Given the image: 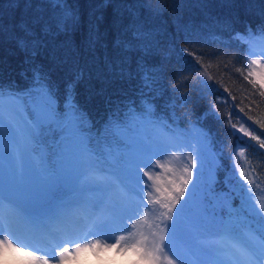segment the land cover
<instances>
[{
	"label": "snow or ice",
	"instance_id": "6c2138e0",
	"mask_svg": "<svg viewBox=\"0 0 264 264\" xmlns=\"http://www.w3.org/2000/svg\"><path fill=\"white\" fill-rule=\"evenodd\" d=\"M109 2L104 0L102 6ZM49 3L53 9H60L53 17L54 23L44 22L41 35L36 34L34 26L25 24L21 29L24 35L16 39L17 47L25 53L26 63L30 65L25 72V75L31 73L28 87L17 90L14 85L0 84V160L4 167V179L0 182V264H6L9 254L13 255L7 264H70L85 251L110 249L133 253L137 259L131 264H164L165 261L185 264L184 255L173 243L183 240L191 246L199 235L209 230L230 237L234 241L231 250L239 252L248 264H264V202L254 200L253 186L259 174L255 167L251 173L248 171L251 161L245 158L247 149L238 147L230 154L239 177L236 194L241 199L240 208L233 209L231 196H211L212 177L205 179V161L211 145L209 133L197 129L193 143L184 139L185 132L156 116L153 101L159 91L158 73L139 63L142 97L139 110L135 101H131L122 106L123 111L115 110L102 130L93 133L86 113L76 100V87L82 74L78 73L65 85L61 104L58 85L37 63L36 57L46 45L45 38L53 34V28L56 32H67L79 24L78 13L65 0H49ZM146 7L152 9V0H147ZM102 21V15H96L90 24V46L101 43ZM36 23H41L39 17ZM131 32V39H118L115 47L123 52L150 53L152 49L144 30L133 26ZM180 51L185 57L183 71L165 89L170 93L169 106L173 108L176 100L181 107L189 103L190 94L185 89L189 87L190 77L197 78L191 86L199 88L202 99H206L203 88L210 87L208 81L213 80L203 54L197 55L188 48ZM253 55L250 49L246 65L235 71L257 90L254 95L264 98V51L259 59L252 58ZM224 67L228 64L224 63ZM113 72L119 77L131 75L122 65H115ZM219 102V97L216 102L209 101L208 112L198 117V121L207 115L219 118L216 108ZM227 115L229 127L256 141L259 149L264 150L261 135L243 123H234L231 113ZM184 119H189L188 113ZM176 122L174 117L173 124ZM254 122L264 129V120ZM49 138L55 144L52 156L43 149L37 156V146L47 143ZM101 139L108 142L103 148ZM227 147L221 145L220 153ZM211 155L215 162L216 153ZM181 158L182 167L177 170L173 160ZM241 158H245L244 166ZM6 176L10 189L17 193V198L9 200L7 211L3 197ZM98 185L101 187L95 190L117 187L119 198L102 208L103 202L93 204L82 195ZM59 188H71L81 195L52 201L49 194ZM210 198L216 201L214 205H210ZM217 207L229 209V221L219 217ZM232 216L244 225L243 233L231 227ZM114 218L123 224L127 237L111 234ZM81 221L88 224V231L82 237H75L68 226ZM92 236L112 242L102 243L101 239H91ZM129 238L130 243L126 242ZM211 251L227 255L229 249Z\"/></svg>",
	"mask_w": 264,
	"mask_h": 264
},
{
	"label": "trees",
	"instance_id": "16d2710c",
	"mask_svg": "<svg viewBox=\"0 0 264 264\" xmlns=\"http://www.w3.org/2000/svg\"><path fill=\"white\" fill-rule=\"evenodd\" d=\"M65 3L78 13L79 24L67 32H56L53 28V34L45 38L46 45L36 57L37 63L58 85L61 104L65 85L81 73L76 100L96 133L103 129L115 110L123 111V105L135 101L139 110L142 97L137 65H147L158 73L159 91L153 101L156 116L185 132L186 140H194L197 129H203L211 137L210 150L220 161L211 181V196H231V207L240 208L241 199L236 194L235 183L228 182L238 176L230 158L238 147L247 149L245 158L251 161L248 171L255 167L259 174L256 186L264 192V150L227 123L228 113L232 114L233 122L238 115L247 122L250 130L264 139V129L254 122L264 120V98L254 95L257 90L235 71V68L246 65L250 49L264 41V35H261L264 0H152V9L146 7L147 0H110L107 6H102L104 0H65ZM157 7L159 11H155ZM59 11V8L53 9L49 0H0V84L14 85L17 90L28 87L31 73L25 75V72L30 65L26 63L25 53L17 47L16 39L24 35L21 29L25 24L34 26L36 34L41 35L44 22L54 23L53 17ZM96 15L103 17L99 26L101 43L90 46L89 28ZM38 17L40 24L36 23ZM133 26L143 29L148 37L152 50L147 55L137 50L123 52L115 47L118 39H131ZM182 48L197 55L203 54L213 80L208 81L210 87L203 88L206 99H202L199 88L191 86L197 78L190 77L189 87L185 89L190 94L189 103L181 107L180 101L176 100L173 108L169 106L170 93L165 89L173 82L174 76L183 71L185 57L180 51ZM224 63L228 64L227 68ZM115 65H122L131 75L119 77L113 72ZM217 97L220 98L216 103L219 118L207 115L198 121V117H204L208 112L209 101L216 102ZM240 108L244 111L240 112ZM185 113L189 114L188 120L184 119ZM245 113L253 120H248ZM107 143L101 139V148ZM224 144L228 147L220 153ZM44 145L51 157L55 144L49 138ZM79 195L81 193L70 188H59L51 193L50 199L69 200ZM259 196L264 198L261 194ZM209 203L214 205L216 201L210 198ZM216 210L219 217L229 221L227 207H217ZM231 221L233 229L241 233L245 231L238 217L232 216ZM202 234L214 233L209 230Z\"/></svg>",
	"mask_w": 264,
	"mask_h": 264
},
{
	"label": "rangeland",
	"instance_id": "374dc122",
	"mask_svg": "<svg viewBox=\"0 0 264 264\" xmlns=\"http://www.w3.org/2000/svg\"><path fill=\"white\" fill-rule=\"evenodd\" d=\"M260 47H262V50H258L256 47L253 48V51L255 55L252 56V58L259 59L261 58L260 53L264 51V41L260 44ZM234 122L243 123L245 127H247V122L243 120L240 116L236 115L234 117ZM250 129V128H249ZM164 131V130H160ZM241 136L243 134L240 133ZM193 143H195V139L191 140ZM7 145V139L5 141ZM115 147V145L113 146ZM40 149H43L44 153L47 155V147L44 144H41L37 146V152L35 153L37 156L39 155ZM211 152L206 158L205 161V167H204V174L205 179L209 175H211L212 180L216 176L215 172L218 168V163L220 162L218 157H215V162H213L212 154ZM244 158H241V163H243ZM174 167L179 170L182 167V158L181 160H173ZM6 169L8 167V162L5 161ZM249 168V167H248ZM250 172V169H249ZM251 173V172H250ZM238 174V173H237ZM107 176V174H105ZM114 180L115 177H112ZM4 179V167H3V161L0 160V182H2ZM239 177H235L234 179H229L228 182H234L235 191L237 188V181ZM211 180V181H212ZM242 182V181H241ZM105 185L107 181L104 182ZM101 186H94V190L87 191L83 193L90 202L93 204L103 202L101 204L102 208H106L111 206V204L119 198V189L115 186H112L111 189H108L106 192L104 190H95ZM71 189V188H70ZM253 192L255 193L254 200H258L260 202H264V198L260 197L259 194L264 196V192L260 190L256 186V182L253 186ZM51 193L49 194L50 197ZM4 205H5V211L9 208V200L17 198V193L10 189L7 176L5 178V186H4ZM88 224L84 221H81L77 224H71L68 226L69 231L71 234L75 237H82L85 235V233L88 231ZM113 232L112 235H124L127 237V232L123 230V224L119 221L118 218H114V223L112 224ZM91 239H101L102 243H110L111 240H104L102 237L99 236H92ZM126 242H132L131 239H127ZM167 243V242H166ZM234 243L232 239L225 235H219V234H210L205 235L201 234L199 235L193 242V244L187 245L183 240H178L173 243V247L180 251L184 257H185V264H248V261L235 250H231V245ZM70 247H72L70 245ZM214 249H219L221 251L225 249H229V252L227 255H218L214 251ZM38 255L42 253H37ZM13 254H9L6 257V264L7 260H10L12 258ZM20 255V254H15ZM168 255H173L171 252H168ZM137 257L133 253L124 252L121 253L118 249H110V250H102L99 252H93V251H85L80 254V256L75 261H71L70 264H131V261L136 260ZM173 259H175V256H173ZM166 264V261L164 262ZM179 264V262H178Z\"/></svg>",
	"mask_w": 264,
	"mask_h": 264
}]
</instances>
